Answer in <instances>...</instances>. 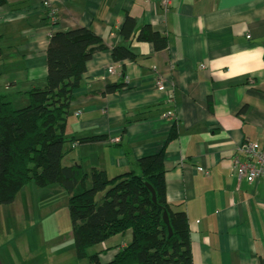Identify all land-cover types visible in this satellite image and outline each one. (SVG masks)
Returning a JSON list of instances; mask_svg holds the SVG:
<instances>
[{
	"label": "crops",
	"instance_id": "obj_1",
	"mask_svg": "<svg viewBox=\"0 0 264 264\" xmlns=\"http://www.w3.org/2000/svg\"><path fill=\"white\" fill-rule=\"evenodd\" d=\"M51 2L58 11L54 25L44 0H8L0 8L4 92L45 85L46 50L57 29L92 28L113 48L122 43L120 30L131 15L166 34V52L133 44L136 62H115L111 51L87 62L71 123L79 136L107 140L77 145L70 160L116 175L167 146V198L188 216L194 264H261L264 178L239 181L234 162L246 159L238 153L245 142L264 150V0H173L168 9L161 0ZM111 67L115 74L108 73ZM159 79L165 91L151 89ZM116 82L125 84L121 92L103 95ZM172 96L176 106L169 104ZM152 105L158 107L149 117L136 118L134 111ZM172 110L173 123L163 117ZM127 118L132 121L122 137ZM175 122L179 137L168 145ZM116 138L121 146L110 142ZM130 239L109 245L126 246Z\"/></svg>",
	"mask_w": 264,
	"mask_h": 264
},
{
	"label": "trees",
	"instance_id": "obj_2",
	"mask_svg": "<svg viewBox=\"0 0 264 264\" xmlns=\"http://www.w3.org/2000/svg\"><path fill=\"white\" fill-rule=\"evenodd\" d=\"M7 3L8 0H0V8ZM54 9L56 24L58 11ZM120 36L122 43L111 48L92 28L57 29L50 34L46 50L43 87L33 86L11 94L2 92L0 85V204L13 203L19 191L32 181L42 188L57 184L69 195L79 260L89 259L91 264H194L188 216L185 211L176 210L180 205L170 203L167 198V146L132 162L130 170L116 175H109L96 165L86 167L72 160L63 163L70 152L68 142L75 148L107 140L104 136H79L71 123V106L83 86L87 62L106 51H111L115 62H136L140 56L133 50V44H153L156 53L166 52L169 47L166 34L153 30L148 23L141 25L131 15L125 16ZM2 41L0 35V60L4 56ZM124 87L122 82L110 83L102 92L115 94ZM21 93L29 97V104L17 109L13 105L17 97L14 94ZM169 104L176 105L175 96ZM157 107L147 106L133 113L142 120ZM131 121L126 119L122 137ZM178 137L175 122L167 144ZM110 142L121 146L120 141ZM165 212L171 232L164 219ZM128 234L131 239L126 246L121 242L109 245ZM96 245L101 248L90 254L89 250ZM108 251L114 255L104 262L101 255Z\"/></svg>",
	"mask_w": 264,
	"mask_h": 264
},
{
	"label": "rangeland",
	"instance_id": "obj_3",
	"mask_svg": "<svg viewBox=\"0 0 264 264\" xmlns=\"http://www.w3.org/2000/svg\"><path fill=\"white\" fill-rule=\"evenodd\" d=\"M48 19L52 24L55 23L49 16ZM3 73L7 74V71ZM6 74H2L0 80L2 92L5 91ZM9 93L13 94L14 91L11 89ZM28 104L29 97L23 93L13 99L17 109ZM71 146V142L66 144L70 152L63 160L64 165L68 164L74 151L78 152L77 147ZM261 151L264 155L262 148ZM242 154L247 160V156ZM100 248L101 245L93 246L89 250L90 254ZM101 260L107 261L104 257ZM0 264H91L89 259L79 260L77 257L69 195L63 188L57 184L42 188L32 181L19 191L13 203L0 204Z\"/></svg>",
	"mask_w": 264,
	"mask_h": 264
},
{
	"label": "built area",
	"instance_id": "obj_4",
	"mask_svg": "<svg viewBox=\"0 0 264 264\" xmlns=\"http://www.w3.org/2000/svg\"><path fill=\"white\" fill-rule=\"evenodd\" d=\"M161 2L162 5L166 9H168L172 5L173 0H161ZM44 5L45 7H47L48 16L52 18L53 21H55V9L52 5L51 0H44ZM246 35L249 36V33H247ZM114 70L115 68L112 67L109 74L112 75L114 72H116ZM151 88L161 91L165 90L167 88V85L164 81L160 80L152 84ZM163 117L174 121L175 115L174 113L169 112L166 113ZM119 141V138L114 139V142ZM260 147L261 145L259 142L248 141L247 143L243 144L242 148L238 150L247 156V160H245L244 162L240 161L238 158L235 159V169L239 181L246 179L248 182H257V179L264 177V155L261 154L263 152L261 151Z\"/></svg>",
	"mask_w": 264,
	"mask_h": 264
},
{
	"label": "water",
	"instance_id": "obj_5",
	"mask_svg": "<svg viewBox=\"0 0 264 264\" xmlns=\"http://www.w3.org/2000/svg\"><path fill=\"white\" fill-rule=\"evenodd\" d=\"M150 189H151V192H152V195H153V201L156 202V195H155V192H154V190H153L151 187H150ZM164 219H165V222H166V224L168 225L169 230H170V232H171V227H170L169 217H168V214H167L166 212L164 213Z\"/></svg>",
	"mask_w": 264,
	"mask_h": 264
},
{
	"label": "bare ground",
	"instance_id": "obj_6",
	"mask_svg": "<svg viewBox=\"0 0 264 264\" xmlns=\"http://www.w3.org/2000/svg\"><path fill=\"white\" fill-rule=\"evenodd\" d=\"M234 166L236 167V164H235V162H234Z\"/></svg>",
	"mask_w": 264,
	"mask_h": 264
}]
</instances>
